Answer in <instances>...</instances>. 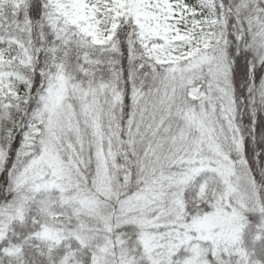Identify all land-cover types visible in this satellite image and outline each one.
I'll list each match as a JSON object with an SVG mask.
<instances>
[{
    "label": "snow or ice",
    "instance_id": "1",
    "mask_svg": "<svg viewBox=\"0 0 264 264\" xmlns=\"http://www.w3.org/2000/svg\"><path fill=\"white\" fill-rule=\"evenodd\" d=\"M0 264H264V0H0Z\"/></svg>",
    "mask_w": 264,
    "mask_h": 264
}]
</instances>
